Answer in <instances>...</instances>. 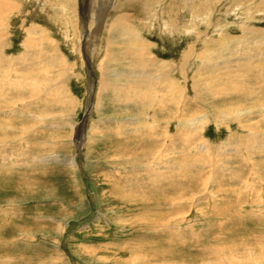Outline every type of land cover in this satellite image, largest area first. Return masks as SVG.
Instances as JSON below:
<instances>
[{"label": "rangeland", "instance_id": "rangeland-1", "mask_svg": "<svg viewBox=\"0 0 264 264\" xmlns=\"http://www.w3.org/2000/svg\"><path fill=\"white\" fill-rule=\"evenodd\" d=\"M183 1L0 0V264H264V0Z\"/></svg>", "mask_w": 264, "mask_h": 264}, {"label": "bare ground", "instance_id": "bare-ground-1", "mask_svg": "<svg viewBox=\"0 0 264 264\" xmlns=\"http://www.w3.org/2000/svg\"><path fill=\"white\" fill-rule=\"evenodd\" d=\"M119 1V0H118ZM175 1V0H174ZM174 1L172 0V2L174 3ZM183 1V0H182ZM188 1V0H187ZM186 0L185 1H183L184 2V4H186V3H189V2H187ZM93 2H94V4L96 3L95 2V0H93ZM92 2V3H93ZM131 2V1H130ZM170 2V1H169ZM180 2H181V0H180ZM195 2V1H194ZM97 3H99V2H97ZM193 3V2H192ZM175 4V3H174ZM114 5V4H113ZM123 5V4H122ZM190 5V4H189ZM121 6V5H120ZM124 6V5H123ZM173 6V5H172ZM191 6V5H190ZM189 6V7H190ZM1 7V6H0ZM94 7H96V6H94ZM136 7V6H135ZM167 7V5L165 4L164 5V3H163V5H161L160 4V6H159V8H160V10H162V9H165ZM177 7V6H176ZM186 7V6H185ZM147 8V7H146ZM192 8V7H191ZM135 9V8H134ZM142 9V8H141ZM177 9V8H176ZM148 10V9H147ZM167 10V9H166ZM190 10V9H189ZM192 11H194V10H192ZM95 12V11H94ZM157 12V11H156ZM155 12V13H156ZM191 12V11H190ZM104 13V12H103ZM109 13V12H108ZM154 13V14H155ZM158 13V12H157ZM157 13H156V15H157ZM174 13V12H173ZM88 14V13H87ZM102 14V13H101ZM124 13H122L121 15H119V16H116V18H115V21L113 20V23L112 24H114V26L115 27H119L120 29H121V32L122 31H124V32H126V30L128 31L130 28H129V26H128V24H127V22L125 23V21L127 20H125V17H129V14L128 15H123ZM178 15V14H177ZM158 16V15H157ZM171 16V15H170ZM179 16V15H178ZM102 17L103 16H101L100 18H99V20L97 21V26H96V28H94V30L91 28V31L89 32V35H88V38H87V42H88V46H89V48L90 47H93L96 43H97V41H99V31L101 30V26H102V23H104L106 20V18H104V19H102ZM94 19V18H93ZM129 19V18H128ZM169 19V18H168ZM168 19L165 21V23H164V29H165V33H166V35H168L169 34V32H168V30L170 31V33L172 32V27L173 26H171V24L170 23H168ZM182 19V18H181ZM170 20V19H169ZM104 21V22H103ZM171 21V20H170ZM151 23V22H150ZM113 26V25H112ZM113 26V27H114ZM86 28V27H85ZM84 28V29H85ZM116 28V29H117ZM161 28V27H160ZM136 29V28H135ZM251 29V28H250ZM119 30V29H118ZM247 30V29H246ZM67 31V30H66ZM260 31V34L259 35H261V37L263 38L264 37V30L263 29H261V30H259ZM101 32V31H100ZM138 31H136V32H134V33H137ZM250 32V31H249ZM129 33H130V35H131V31L129 30ZM259 33V32H258ZM133 34V33H132ZM139 34V33H138ZM126 35V34H125ZM127 35H128V32H127ZM132 36V35H131ZM138 36H140V35H138ZM126 37V36H125ZM133 37H134V35H133ZM132 37V38H133ZM172 37V36H171ZM124 38V37H123ZM129 38H130V36H129ZM132 38L131 39H129L130 41L132 40ZM142 38V37H141ZM137 39V38H136ZM133 40H134V38H133ZM139 39H137V41H138ZM142 40H143V38H142ZM145 40V39H144ZM144 40L143 41H141V42H143V43H145L144 42ZM134 41H136V40H134ZM133 41V42H134ZM137 41H136V43H137ZM225 41V40H224ZM249 41V40H248ZM247 41V42H248ZM148 42V41H147ZM223 42V41H222ZM226 42V41H225ZM132 43V42H131ZM140 43V42H139ZM148 44V43H147ZM132 45V47H134L135 46V44L133 45V44H131ZM137 45H139L140 46V44H137ZM136 45V46H137ZM142 45V44H141ZM146 45V44H145ZM151 45V44H150ZM143 46V45H142ZM141 46V47H142ZM225 46H227V44L225 45ZM223 47V46H222ZM143 48V47H142ZM227 48V47H226ZM136 49H138V47H136ZM141 49V48H140ZM194 49V48H193ZM129 50V49H128ZM141 52H142V50H140ZM208 51H211L212 52V50H208ZM231 51H232V49H231ZM136 52H138V50L136 51ZM145 52H147V51H144V52H142L141 53V55L143 54V56H144V53ZM191 52V51H190ZM227 52V51H226ZM129 53V52H128ZM148 53V52H147ZM151 53V52H150ZM208 53V52H207ZM210 53V52H209ZM214 53V52H213ZM224 53V52H223ZM152 54V53H151ZM139 55H140V53H139ZM140 55V56H141ZM149 55V54H148ZM146 56V57H149V56ZM211 55V54H210ZM152 56V55H151ZM145 57V56H144ZM212 57V56H211ZM141 58V57H140ZM150 58V57H149ZM247 59L248 61H249V63H247L246 65L249 67V68H252L253 66H252V62H251V60H249L247 57H244V56H242L240 59ZM261 58V57H260ZM228 59H230V58H228ZM251 59H253V58H251ZM147 60V59H146ZM145 60V61H146ZM152 60V59H151ZM246 60V61H247ZM144 61V62H145ZM150 61V60H149ZM158 61V60H157ZM243 61V60H242ZM152 62V61H151ZM150 62V63H151ZM156 62V61H155ZM171 62V61H170ZM147 63H149V62H147ZM159 63H160V61H159ZM206 63H211V62H206ZM164 65L165 64H167V61H166V63H163ZM227 64V63H226ZM150 65V64H149ZM157 65H159L158 63H157ZM162 65V64H161ZM214 65V64H213ZM244 65V64H243ZM245 65V66H246ZM141 66H144V65H142L141 64ZM151 66V65H150ZM149 66V67H150ZM169 66V67H168ZM168 66L166 65V66H163V70H161V69H159V67L158 68H156L157 70H158V74H156V75H154V79H167V80H169V79H174V77L171 75V73H170V71H171V66L168 64ZM172 66H173V64H172ZM215 66H217V65H214V66H212V65H208V68L209 69H213ZM256 66H258V71H259V76H260V80H259V78H255V79H257V83H260V82H262V79H261V77L262 78H264V62H260L259 64H257V65H255V67ZM156 66L154 65V68H155ZM206 67H207V65H206ZM205 67V68H206ZM260 67L262 68V69H260ZM139 68H140V66H139ZM146 68H147V66H146ZM145 68V69H146ZM143 69V68H142ZM173 69V68H172ZM217 69V68H216ZM254 69V68H253ZM148 70H150V69H147L146 71L144 70V72L143 73H145L146 74V72L148 71ZM214 70V69H213ZM213 70H211V71H213ZM223 70V69H222ZM231 70V69H230ZM250 70V69H249ZM249 70H246V71H249ZM135 71V70H134ZM250 71H252V70H250ZM131 72V71H130ZM130 72H126L127 74H129L130 76H131V73ZM217 72V71H216ZM149 73H151V72H148L147 74H149ZM227 73H230V71L229 72H227ZM246 73V72H245ZM252 73H253V71H252ZM145 74H142V71H135L134 72V77H136V76H141V75H144V77H146L145 76ZM153 74V73H152ZM226 74V73H225ZM133 75V74H132ZM232 75V74H231ZM250 75V74H249ZM248 75V76H249ZM252 75V74H251ZM258 75V74H257ZM128 76V75H127ZM247 76V75H246ZM255 77H257L256 75H254ZM103 77V76H102ZM106 77V76H105ZM231 77V76H230ZM127 78V77H126ZM128 78H129V76H128ZM142 78V77H141ZM218 78H220V79H227V76H225L224 75V78H223V76H213L212 74H211V78L209 77V79H218ZM152 79V78H151ZM134 81H136V80H138V79H133ZM153 80V79H152ZM178 80V79H177ZM236 80V79H235ZM140 80H138V82H139ZM151 81V80H150ZM154 81H156V80H154ZM171 81V80H170ZM175 81V80H174ZM130 82V81H129ZM132 82V81H131ZM158 82V81H157ZM207 81H205V83H206ZM134 83V82H133ZM140 83V82H139ZM167 83H168V81H167ZM166 83V84H167ZM173 83H176V82H173ZM208 83V82H207ZM209 83H212V82H209ZM234 83V82H233ZM102 84H104V83H102ZM169 84V83H168ZM236 84V83H235ZM129 85H131V83H129ZM135 85V84H134ZM137 85H138V83H137ZM145 85V84H144ZM177 85V84H176ZM208 86H209V88L207 89V90H212L211 89V85H209V84H207ZM243 85H244V83H243ZM104 85H102V87H103ZM132 86V85H131ZM130 86V87H131ZM141 86V85H140ZM147 86V85H146ZM145 86V87H146ZM230 86V85H229ZM231 86H233V85H231ZM261 86V85H260ZM107 87V86H106ZM129 87V88H130ZM136 87V86H135ZM151 87V86H150ZM167 88H168V86H166ZM176 87V86H175ZM244 87V86H243ZM263 87V86H262ZM125 88V87H124ZM140 88V87H139ZM218 88V87H217ZM225 88V87H224ZM228 88V87H227ZM134 89V88H133ZM144 89V88H143ZM222 89V88H221ZM253 89V88H252ZM134 90H136V89H134ZM140 90V89H139ZM139 90H136V92L138 91L139 92V94L138 95H140V91ZM172 90H173V86H172ZM257 90H260L261 91V89H260V87H257ZM129 91V90H128ZM130 91H132V90H130ZM143 91V90H142ZM150 91V90H149ZM216 91V90H215ZM218 91V90H217ZM152 92V91H151ZM163 92V91H162ZM179 92V91H178ZM177 92V93H178ZM132 93H133V91H132ZM179 94V93H178ZM177 94V95H178ZM214 94V93H213ZM130 95V94H129ZM163 94L161 93V96H162ZM173 95V94H172ZM133 95H131V97H132ZM135 96V95H134ZM159 96V95H158ZM179 96V95H178ZM178 96H177V98H178ZM138 97V96H137ZM128 98H129V96H128ZM156 98V97H155ZM159 98V97H158ZM254 98H255V101H257L258 102V104H260L257 108H258V110H264V94H254ZM131 99V98H130ZM133 99V98H132ZM135 100V99H134ZM169 100V99H168ZM171 100V99H170ZM174 99H172V101H173ZM133 102H135V101H133ZM171 102V101H170ZM132 103V102H131ZM165 104V103H164ZM257 104V105H258ZM159 105V104H158ZM163 105V104H162ZM170 106V105H169ZM175 106V105H174ZM165 107V106H164ZM168 107V106H167ZM166 107V108H167ZM162 108V107H161ZM90 110L91 109H89V112H87V114H90ZM161 110V109H160ZM169 112V111H168ZM176 112V111H175ZM88 116V115H87ZM86 120H87V118H86ZM193 121H195V120H193ZM184 122V121H183ZM188 122V121H187ZM203 123V122H202ZM186 130V129H185ZM183 132H184V130H183ZM196 132V131H195ZM166 134V133H165ZM194 135H196L195 133H194ZM256 136V135H255ZM261 136V135H260ZM187 137V136H186ZM155 138V137H154ZM188 138V137H187ZM261 140V139H260ZM260 140H258V141H260ZM174 143V142H173ZM232 144V143H231ZM229 146V145H228ZM231 146V145H230ZM206 148V147H205ZM208 150V149H207ZM170 152V151H169ZM168 152V153H169ZM171 154V153H170ZM167 155V154H166ZM167 157V156H166ZM202 163V162H201ZM173 178V177H172ZM151 198V197H150ZM168 214V213H167ZM195 240V239H194ZM191 244V243H190ZM240 261V260H239ZM215 263H216V261H215ZM214 263V264H215ZM260 263V262H259ZM213 264V263H212ZM216 264H218V263H216ZM221 264V263H220Z\"/></svg>", "mask_w": 264, "mask_h": 264}, {"label": "water", "instance_id": "water-1", "mask_svg": "<svg viewBox=\"0 0 264 264\" xmlns=\"http://www.w3.org/2000/svg\"><path fill=\"white\" fill-rule=\"evenodd\" d=\"M87 65L88 67L90 68V70L92 71V67H91V63H90V60H87ZM93 72V71H92ZM90 109V107L88 108V110ZM88 112V111H87ZM86 118H87V113H86V116H85V119L83 121L84 125L81 124L77 127V134H76V141L78 142V148L79 150H81L82 148V145L84 143V140H85V137H86ZM83 126V127H82Z\"/></svg>", "mask_w": 264, "mask_h": 264}]
</instances>
